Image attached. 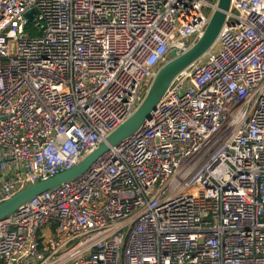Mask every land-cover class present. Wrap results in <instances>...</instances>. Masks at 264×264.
I'll return each instance as SVG.
<instances>
[{
    "label": "built area",
    "instance_id": "obj_1",
    "mask_svg": "<svg viewBox=\"0 0 264 264\" xmlns=\"http://www.w3.org/2000/svg\"><path fill=\"white\" fill-rule=\"evenodd\" d=\"M217 2L0 0V203L103 143ZM0 264H264V0H231L141 129L0 220Z\"/></svg>",
    "mask_w": 264,
    "mask_h": 264
},
{
    "label": "water",
    "instance_id": "obj_2",
    "mask_svg": "<svg viewBox=\"0 0 264 264\" xmlns=\"http://www.w3.org/2000/svg\"><path fill=\"white\" fill-rule=\"evenodd\" d=\"M230 7L231 0H218L217 9L211 14L202 35L186 52L172 58L158 70L137 109L127 120L111 132L103 143L74 167L46 180L31 184L16 192L9 199L1 202L0 220L15 212L21 205L33 197L85 174L110 148L118 146L141 129L145 122L150 119L151 113L163 98L176 76L202 57L214 45L226 21V15ZM29 14L25 16L27 21L29 20Z\"/></svg>",
    "mask_w": 264,
    "mask_h": 264
}]
</instances>
